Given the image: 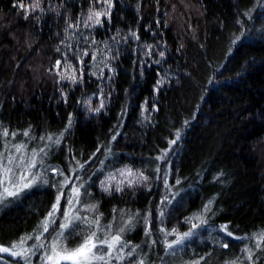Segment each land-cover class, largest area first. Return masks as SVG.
Listing matches in <instances>:
<instances>
[{"label": "trees", "instance_id": "trees-1", "mask_svg": "<svg viewBox=\"0 0 264 264\" xmlns=\"http://www.w3.org/2000/svg\"><path fill=\"white\" fill-rule=\"evenodd\" d=\"M111 3L95 25L88 16L109 11L107 0H0V150L37 143L48 153V183L0 205V245L41 231L61 177L50 169L68 175L69 163L106 220L122 211L152 214L157 243L146 244L137 227L125 240L148 253L136 249L122 264L163 263L155 208L170 194L175 205L160 206L169 215L162 226L171 221L183 233L186 217L207 220L185 241L186 260L231 261L247 246L253 264H264V247H255L264 232V0ZM123 166L148 179L102 191L101 174Z\"/></svg>", "mask_w": 264, "mask_h": 264}, {"label": "snow or ice", "instance_id": "snow-or-ice-1", "mask_svg": "<svg viewBox=\"0 0 264 264\" xmlns=\"http://www.w3.org/2000/svg\"><path fill=\"white\" fill-rule=\"evenodd\" d=\"M108 10L104 13L95 12L88 16V21H93L94 24H101V15H110V9L112 6L111 0H107ZM39 5H37L38 7ZM85 26H88L87 24ZM72 27V25H69ZM163 56V52H161ZM60 64V61H57V65ZM75 81V75L71 77ZM100 107H103L101 103ZM99 111V108L95 109ZM71 122V118H70ZM4 136H8L9 133L7 130L3 133ZM12 136H15L16 133H12ZM25 136H28L29 133L25 132ZM180 138L179 133H177V139ZM44 140V137H41ZM115 139V137H113ZM47 140L52 143H59L58 138H53L51 136L47 137ZM176 143V140L169 141V149L172 145ZM27 148L26 144H16L7 147L6 150H0V205L5 204L9 199H17L24 193L26 190L37 186V182L40 180V173L33 171L38 167V165H43V158L47 156V145L44 148L32 149L30 153L25 154V149ZM99 151V149H97ZM169 154L168 150H165L160 156L156 159L164 160V158ZM103 163V161L101 162ZM80 168L83 167V164L79 165ZM53 173L58 176H63V172L59 169H52ZM161 169L158 167L157 172L159 173ZM120 176L124 177V180L117 181L115 175H108L104 180L100 181L101 190L110 193L112 190L117 192L122 191L121 185L125 182L129 187L133 184L138 183L142 180H147L148 178L143 175V173H134L132 169L127 168L118 170ZM165 176L167 173L164 174ZM135 177V179H133ZM71 177L65 176L63 181H53L52 187L57 189L58 195L56 196L55 203L52 204L51 210L48 212V215L43 221L40 222L39 228H42V231H39V234L27 237H22L19 244H13L10 248L0 247V253H9L12 257H19L23 264H31V257L35 256L37 252L41 253V264H122V262L128 260L129 257H132L136 253L137 246H130L127 242L123 240V234L125 232V227L119 228L116 232L109 231L112 228V225L104 226L100 223V217L95 216L89 218L87 216H81V209L77 207L82 203L81 197L83 194H87L86 190L82 194L81 189L84 188V184L80 183L79 185L73 183L70 193H66L65 189L67 188ZM76 180H79L80 177L76 176ZM113 182L115 187L113 188ZM43 183L47 184L48 181L45 180ZM179 183V181H177ZM165 187H168L167 179H164ZM64 198L67 201L66 207L61 210V199ZM171 203L165 196L162 204ZM212 200L208 204L204 205V212L211 211ZM96 208L95 204L87 205L82 210L92 212ZM114 211H116L114 209ZM57 213H61L62 219L59 223V230L56 231L52 229V226L57 223ZM165 213L162 210L160 213L161 222H163V217ZM203 213L193 217H186L184 222L191 224V227L188 231L180 233L177 229L166 230L161 228L160 231L163 233L164 239V250L165 253L175 252L177 249L184 246L185 241L189 240L191 237L197 234V229L206 225L207 220L202 219L201 216ZM194 222V221H197ZM145 222L149 223V218L145 217ZM83 226V227H82ZM50 229L55 232V235L52 236L50 241L45 237L46 233H50ZM220 231L226 232L228 236H232L231 232L227 231V226H223ZM151 235V227L145 228V236ZM255 235V234H254ZM73 236H81L82 240L75 247H68L66 242L71 239ZM169 236H174L172 240H168ZM235 239H245L244 237H234ZM35 239L36 243L31 246H27V241ZM261 240H264V232L259 234L257 243L255 245L256 249H262ZM157 241H153V244ZM224 248L228 247L227 243L223 244ZM128 249V251H125ZM244 255L243 257H237L234 260L226 261L225 264H242L244 260L248 264H253L254 253L251 248L247 246L241 249ZM205 259L201 256L195 264H200V260ZM133 264V262H129ZM134 264H145L144 259H139L135 261Z\"/></svg>", "mask_w": 264, "mask_h": 264}, {"label": "rangeland", "instance_id": "rangeland-1", "mask_svg": "<svg viewBox=\"0 0 264 264\" xmlns=\"http://www.w3.org/2000/svg\"><path fill=\"white\" fill-rule=\"evenodd\" d=\"M38 144H34L30 149H27L25 150V154L27 155L28 153L31 152L32 149H39L38 148ZM3 150H6V149H3ZM47 163L44 162L43 165H38L39 168L37 167L36 169H34L33 171L35 172H38L40 173V180L37 182V185H41V184H45L43 183V181L47 180L44 176V167H46ZM125 166L121 167V168H115V169H111V170H107V171H104L101 176H100V180H104L106 178V176L108 175H115L116 176V180L117 181H120V180H124V177L120 176L118 170L120 169H124ZM52 169H58V167H52L50 169V171L53 173ZM67 170H68V175H64L60 177V182L63 181L64 177L67 176V177H71L70 181H69V184L67 186V188L65 189L66 193H70L71 191V187H72V184L75 183L77 185H79L80 183H82V181L79 180H76L75 177L76 176H73V172L76 170L72 167V165H70L69 163L67 164ZM78 170H76V173H77ZM134 173H139L138 171L136 170H132ZM54 174V173H53ZM133 179H135V177H133ZM144 180L138 182V183H135L133 185H140L143 183ZM115 183L116 182H113V188L115 187ZM84 184V183H83ZM100 185V184H99ZM132 185V186H133ZM127 183L125 182L123 185H121V187H127ZM86 190V193L87 194H83ZM81 192H82V197H81V200H82V203L80 205H77V207L79 209H81V216H87L89 218H92V217H95V216H99L100 217V223L104 226H107V225H112V228L109 230L111 232H116L119 230V228L121 227H125V232L123 234V240L125 242H127L125 240V235L127 233H131L134 229H136L137 227H141V231H142V234L141 236L139 237H144V241L147 242L146 244L148 245H153V240H151V235L149 236H145V228L146 227H151V221H152V214L148 211V210H144V211H141L139 212V214L137 215V213L133 212V211H122V212H115L114 214H112L108 220H106L104 214L102 213H97L96 212V208L94 211L92 212H88V211H83L82 209L87 206V205H92L94 204L92 201V198H91V194L90 192L87 191V188L86 186L84 185V188L81 189ZM170 194V193H169ZM58 195V194H57ZM168 200L171 201V203H166V207H169V209H171L172 207H174L175 205V198L173 197L172 194H170L168 196ZM162 202V201H161ZM158 203V209L155 208V222H154V225H155V229H157V231L160 233V241L161 243L164 245V235L163 233H161L160 229L161 228H164L166 230H172L173 229V225H172V222L170 221L171 223V227L170 228H165V226H162L161 225V217H160V213L162 211L161 209V205L162 203ZM67 205V201L66 199L62 198L61 199V210L64 209V207H66ZM164 207V205H163ZM157 209V210H156ZM167 213H169V211L167 210L166 211ZM165 213V212H164ZM171 216V215H170ZM145 217H148L149 218V223H146L145 222ZM164 217H169L168 214L165 213ZM166 218V219H167ZM57 223L55 224V226L52 228V229H55L56 231L59 230V223H60V220L62 219V216H61V213H57ZM165 219V218H164ZM163 219V221H164ZM176 224V223H175ZM83 227V226H82ZM183 230H185L184 232L188 231L190 229L189 226H184L182 228ZM42 231V229H41ZM152 232V230H151ZM39 234V233H38ZM55 235V232L52 231L50 229V233H46L45 234V237L47 238L48 241H50L52 239V236ZM175 237L174 236H169L168 237V240H172L174 239ZM192 239V237L190 238ZM193 239H195V236H193ZM82 240V237L81 236H73L71 239H69L66 244L68 247H75L80 241ZM155 241V240H154ZM36 243L35 239L32 243H30V245H27V246H31L32 244ZM129 244V242H127ZM156 244V243H155ZM130 245V244H129ZM147 245V246H148ZM131 246V245H130ZM197 246V244L195 245ZM0 247H5V246H1ZM7 248H10L11 247H7ZM128 249H125V251H127ZM137 251L138 253L142 256L143 254H147L148 252V249H146V247L144 246L143 248L142 247H138L137 248ZM187 251L185 245L179 249H177L175 252H169V253H164L162 259L163 260V263L159 262L157 264H194L192 263L193 261H189V260H186V256H183L185 254V252ZM237 252V251H236ZM184 253V254H183ZM186 255V254H185ZM155 256V255H154ZM153 256V258H154ZM233 256V255H232ZM41 253L40 252H37V254L35 256H32L31 257V264H41ZM231 259V256L229 255H226L223 259L222 257L221 258H218L216 256H213V255H210L208 258L206 259H203L202 262L200 264H204L205 262L207 263H217L218 261H224L223 264H225L226 261H230ZM233 259V258H232ZM149 261V260H148ZM188 261V262H187ZM115 263V261H113V264ZM0 264H23V261L20 260L19 257H12L9 253H0Z\"/></svg>", "mask_w": 264, "mask_h": 264}]
</instances>
